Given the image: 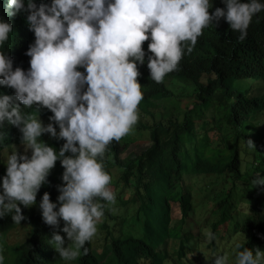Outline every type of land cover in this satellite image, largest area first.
I'll return each instance as SVG.
<instances>
[{
	"label": "clouds",
	"instance_id": "1",
	"mask_svg": "<svg viewBox=\"0 0 264 264\" xmlns=\"http://www.w3.org/2000/svg\"><path fill=\"white\" fill-rule=\"evenodd\" d=\"M222 3L210 14L211 0H0V137L6 130L13 139L0 148V155L6 152L0 156L6 164L0 168V217L10 215L20 224L19 205L35 203L59 159V203L43 193L41 217L51 226L64 222L66 239L54 232L49 240L60 259L87 254L86 242L97 233L105 209L116 203L105 150L138 121L142 43L148 41L149 77L161 83L213 21L222 17L242 41L253 16L264 11V0ZM46 135L64 140L58 151L40 141ZM19 137L21 143H13ZM251 183L264 185V176L257 172ZM204 236L216 239L210 230ZM243 237L242 249L240 243L233 246L234 264H264V251L253 252ZM161 249L164 264H185L174 248ZM211 264H229L228 257L215 253Z\"/></svg>",
	"mask_w": 264,
	"mask_h": 264
},
{
	"label": "trees",
	"instance_id": "2",
	"mask_svg": "<svg viewBox=\"0 0 264 264\" xmlns=\"http://www.w3.org/2000/svg\"><path fill=\"white\" fill-rule=\"evenodd\" d=\"M211 4L212 7L208 9L210 14L216 7H224L222 0H211ZM238 35L230 30L222 17L202 30L191 53L182 57L177 70L165 76L172 86H178L176 91L182 86H190L195 97L190 112L198 117L192 120L188 116L190 112H187L182 123L177 117L166 122H154L149 126V146L131 158L126 166H118L121 179L116 181V185L128 186L132 201L138 202L137 213L131 220L137 224L134 229L139 230L140 234L144 233V236L136 237L131 229H125L130 236L112 240L109 252L101 259L95 255L92 242H86L87 254L81 252L76 257L78 264H164L161 256H155L154 245L162 241L161 236L165 232L177 225L178 232L189 233L186 229L195 208L191 202V191L183 179L184 172L202 173L203 176H207L208 172L218 174L222 186L209 193L208 200L219 207L224 206L226 210L231 208L235 184L242 174V153L251 149L253 153L249 157L264 158V128L260 126L264 94L256 90L258 86L264 87V11L253 16L244 40H238ZM147 44V40L142 43L145 62H137L142 100L171 97L174 91L166 86L165 78L163 82L156 83L149 77L147 57L150 51ZM209 82H214V88L210 91L206 88ZM182 94L186 95L185 92ZM226 95L230 96L227 101ZM202 130H206L207 144H194L189 147V152L183 151V141L194 142L197 136L202 135ZM212 130L220 132L221 142L227 137H231L233 142L225 147L210 143L208 135ZM228 131H231L229 135ZM2 134L0 148L13 140L6 130ZM249 141L253 146H249ZM13 143L20 144V137ZM63 143L62 138L54 142L56 151ZM119 145V141H113L105 150L103 165L107 172L111 165L118 164L121 159ZM182 152L187 153L185 162H181ZM65 155L71 153L66 151ZM255 165V162L248 164L252 167ZM62 172L63 167L58 159L49 170L46 182L36 193L34 208L19 205L24 217L20 224L12 222L10 215L0 217V254L5 256V264L57 263L58 253L49 240L54 232L64 237L65 233L61 231L64 222L60 219L56 226L45 224L39 201L47 192L50 201L58 205L57 185L64 183L61 180ZM165 188L174 192L179 199L160 196L159 191ZM256 195L250 206L252 214L241 225L247 240L246 247L253 252L255 248L264 251V188ZM169 196L172 197V194ZM19 227L27 229L25 236L20 241L8 243L10 233ZM167 256L170 258V255Z\"/></svg>",
	"mask_w": 264,
	"mask_h": 264
},
{
	"label": "rangeland",
	"instance_id": "3",
	"mask_svg": "<svg viewBox=\"0 0 264 264\" xmlns=\"http://www.w3.org/2000/svg\"><path fill=\"white\" fill-rule=\"evenodd\" d=\"M166 86L174 91V95L171 97H160L158 99H146L141 100L138 105V121L132 128V130L126 136L122 137L119 141L120 156L118 164L111 165L108 172L111 176V182L109 187L116 193V203L105 209L104 219L97 225V233L91 239L95 255L100 259L109 252L111 247V241L117 238H128L130 235L127 234L125 229H131L132 235L139 237L144 236L140 234L139 230L134 229L137 227L131 217L135 216L138 209V202L132 201L131 194L129 193L128 186H122L120 183L116 185V181H119L120 170L118 166H126L130 159L137 156L143 150H145L150 144V128L154 122L163 121L166 122L168 119L177 117L179 122H183L185 113L190 112V109L194 106L191 102L195 100L194 93L189 89L190 86L186 85L176 91L177 85H171L168 77L164 80ZM207 90L210 91L214 88V82H209L206 86ZM259 94H264V87L258 86L256 88ZM185 92V94H182ZM230 96L226 95L225 100H229ZM192 120L196 118L194 112H190L189 115ZM198 117V116H197ZM262 118L260 126L264 128V112H262ZM259 120V118H258ZM198 126V124H196ZM206 130L201 131V136H197L194 142L183 141V151L189 152L190 148L194 144L205 146L207 144V137L205 134ZM228 135L231 131L227 132ZM220 132L212 130L209 132L210 143L214 145L220 144L225 147L233 140L231 137H227L224 142L219 139ZM55 149L54 138L51 135H46L40 140ZM240 141L238 142V146ZM114 150V149H113ZM250 150V151H249ZM12 149H10V152ZM240 151L242 149L240 148ZM253 150L248 149L242 153L241 156V169L242 174L237 184H235V191L233 195L232 206L226 210L224 206H217L215 203L212 204L208 200V195L213 190H218L221 184V178L215 175V172H208L207 176L201 174H188L184 172L183 179L186 186L191 191V202L194 208L193 215L191 216L189 226L186 231H180L182 235L181 239L174 238L179 236L177 225L174 229L165 232L161 239L162 241L154 245L155 256H161V248L165 245L166 252L170 253L173 249V254L178 258L181 254L184 257L185 264H211L215 253H222L228 257L229 264H234L233 257V246L236 243H240L241 249L242 244L245 242L244 235L240 231L242 222L247 218L249 214V208L252 198L264 188V185L252 184L251 181L255 179V174L259 172L261 176H264V158L254 159L249 157ZM6 152H4L3 156ZM22 153L29 155L30 150L25 151L23 148ZM187 153H181V162H185ZM2 159V158H0ZM249 161V162H248ZM255 162L254 167L248 166V164ZM6 164L0 162V168H3ZM205 173V172H204ZM216 182V183H215ZM206 183L207 186H203ZM215 183V184H214ZM2 191V189H0ZM172 194V197L169 194ZM159 195L165 198L178 200L179 196L175 195L169 189L165 188ZM128 197V198H127ZM254 200V199H253ZM34 208L33 205L28 206ZM26 228L19 227L15 231L10 233L7 242L14 243L20 241L25 236ZM214 233L216 239L208 240L205 238L204 233L206 231ZM190 236L189 240L187 238ZM66 239V234H64ZM172 239H168V238ZM168 239V240H167ZM167 240V241H166ZM67 243V240H66ZM178 246V247H177ZM179 248V250H178ZM180 251V252H179ZM181 253V254H180ZM56 264H78L75 258L72 261H64L59 258Z\"/></svg>",
	"mask_w": 264,
	"mask_h": 264
}]
</instances>
